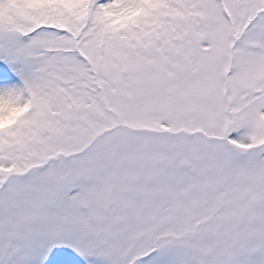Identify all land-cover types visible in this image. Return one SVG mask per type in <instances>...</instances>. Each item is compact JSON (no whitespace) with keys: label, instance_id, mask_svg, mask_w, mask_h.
Here are the masks:
<instances>
[{"label":"snow or ice","instance_id":"6c2138e0","mask_svg":"<svg viewBox=\"0 0 264 264\" xmlns=\"http://www.w3.org/2000/svg\"><path fill=\"white\" fill-rule=\"evenodd\" d=\"M0 264H264V0H0Z\"/></svg>","mask_w":264,"mask_h":264}]
</instances>
